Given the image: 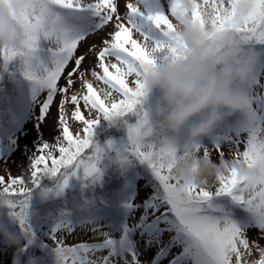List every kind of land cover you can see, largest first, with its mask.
I'll return each mask as SVG.
<instances>
[{"label":"snow or ice","instance_id":"obj_1","mask_svg":"<svg viewBox=\"0 0 264 264\" xmlns=\"http://www.w3.org/2000/svg\"><path fill=\"white\" fill-rule=\"evenodd\" d=\"M4 2L0 0V5ZM239 2L203 0L205 6L218 5L212 21L218 32L234 31L245 51L254 50L259 54L250 79L236 86L248 94V104L242 113L234 115V121L227 119L217 127L210 136V144L197 147L200 151L215 150L221 157L227 145L253 174L241 175L233 169L214 188L205 189L181 190L172 182L171 161L177 151L189 145L161 129L156 114L143 108L147 97L141 79L143 73L157 67L158 63L174 61L186 54V46L171 35L175 32L171 19L175 0H123V12L121 0H45L47 6L37 16L13 14L15 40L11 47L0 50L3 61L0 72L7 71L8 66L19 59L20 71L35 82L34 93L47 90L39 113L43 120L50 115L54 97L58 93L64 97L58 113L60 134L54 144L44 142L38 150L40 154L32 157L30 178L0 175V195L6 198L9 215L21 231L31 237L29 244L32 231L26 221L32 192L44 176L58 178V191L66 188L69 178L78 173H82L86 181L98 180V164L105 150L95 144L94 129L101 120H109L127 131L128 144L117 152L131 153L150 167L154 195L146 198L145 212L139 223L130 225L127 221L118 238L112 235V230L104 232L102 243L65 246L56 233L76 227L71 212L62 214L53 235L56 264H69V261L71 264H118L120 260L123 264H142L139 242L132 237L138 234L147 250L154 243H161L166 233L172 235L151 264H160L176 247H182V252L172 257L169 264H264V247L258 244L255 247L259 259H248L253 254L249 230L258 229L257 238L264 234V91H258L264 90V0H251L253 8L243 19H237L235 14ZM227 6H231V10ZM192 21L204 25L199 3ZM106 26H111V31H105L101 46L95 52L96 46L90 45L84 53L75 55L78 46L86 42L91 33L105 30ZM134 34L138 36L134 38ZM42 41L51 52L54 65L51 69L42 63L38 54ZM89 53L95 56L91 76L103 85L99 91L93 81L86 78L82 67ZM70 61L74 67L66 72ZM129 77L134 78L132 87ZM62 78L64 84L58 86ZM76 78H79L80 88H76ZM69 102L75 108L71 118L82 123L83 135L79 132L73 135L70 130L65 112V104ZM81 104L88 108L90 115H97L86 119ZM129 114L135 117L134 123L125 118ZM242 134H246L243 141ZM241 143H244L243 151H239ZM107 147L111 149L115 145L110 140ZM57 151L58 157L54 155ZM223 197L230 199L221 202ZM125 207L130 214L137 205L130 199ZM233 207L249 214L247 223L234 218ZM149 210L154 216L150 222ZM83 224L100 225L91 220ZM102 250H107L106 256L101 260L92 258Z\"/></svg>","mask_w":264,"mask_h":264},{"label":"clouds","instance_id":"obj_2","mask_svg":"<svg viewBox=\"0 0 264 264\" xmlns=\"http://www.w3.org/2000/svg\"><path fill=\"white\" fill-rule=\"evenodd\" d=\"M197 3L203 11V26L192 21ZM46 6L45 0H5L0 5V50L11 47L15 40L13 14L37 16ZM217 7L205 6L203 0H175L171 16L175 32L171 35L186 46V54L158 63L141 77L147 96L156 91L160 94L156 119L161 129L171 136L187 130L189 146L175 153L170 171L172 182L181 190L212 188L233 169L241 175L253 174L242 158L221 156L217 162L207 149L201 153L197 147L225 120L245 110L249 96L236 86L250 79L260 58L254 50H244L234 31L216 30L212 21ZM252 8L251 0H240L235 9L237 19L248 16ZM117 163L123 169L129 157L117 152ZM40 195L43 202L46 194ZM5 207L6 198L0 195V209ZM32 215L28 211L27 223ZM0 239L15 249L12 264H31L25 260L30 236L9 230L0 219Z\"/></svg>","mask_w":264,"mask_h":264},{"label":"rangeland","instance_id":"obj_3","mask_svg":"<svg viewBox=\"0 0 264 264\" xmlns=\"http://www.w3.org/2000/svg\"><path fill=\"white\" fill-rule=\"evenodd\" d=\"M134 2V0H133ZM121 12H123V0H121ZM114 24V22H113ZM105 31H111V26H106L105 30H97L96 32L91 33L87 38L86 42H82L80 46H78V52L75 55H79L80 53H84L86 50L89 49L90 45H95L96 48L93 49V52H95L101 45L100 41L101 38L104 36ZM138 34H134V38H136ZM41 47H43L46 50L45 58H44V65L48 67L49 69L53 68L54 65L52 64L51 59V52H49L48 44L46 42H41ZM2 55H0V64H2ZM95 62V56L92 53H89V58L86 62L83 63L82 67L83 70L86 72V78L88 80H92L94 83V87L97 88L99 91L100 87H103L102 83L96 82L94 78L91 76V70L92 65ZM113 62L114 59H113ZM74 67V63L72 61L69 62V65L66 68V72L71 70ZM99 71V69H97ZM111 70V69H110ZM14 71V70H12ZM114 71V70H112ZM3 72H0V81H2V75ZM133 77L128 78L129 86H134L132 81ZM64 84V79L62 78L60 81H58V86ZM11 87L8 86L7 89ZM4 86H2V89ZM30 96L29 100H26L24 107L21 109L20 117H19V123L16 125L13 132L6 136V138L1 142L0 144V175L7 176H17V175H24L26 179L30 178V162L34 155H39V148L42 146L44 142H48L49 144H54L56 141V136L60 134V128L58 126V113H59V106L61 104V101L63 100V94L58 93L54 97L53 104L50 106V115L45 119H41L40 117V107L42 106V102L46 100L47 97V90L41 89L38 93H34ZM76 88H80V81L79 78H76ZM23 89V86L21 87ZM25 90H27L25 88ZM5 90H0V99L3 100L4 93L1 94ZM8 91V90H7ZM29 91V90H27ZM75 91V89H73ZM258 91H264L259 90ZM71 94V93H69ZM114 96H118V94L113 93ZM159 92H153L152 94L148 95L146 97L147 101L151 105L150 108L145 109L146 111H152L153 109H156L157 101L159 98ZM101 99H103V96L101 95ZM10 100V99H9ZM14 100V99H13ZM75 110L74 106L69 102L65 104V112L67 113L69 120V127L70 130L73 132V135H76L78 132L83 135L82 132V123L79 121H75L71 118V113ZM81 111L84 113L85 118H92V116L97 115L95 113L89 114L88 108H85L83 104H81ZM126 118V117H125ZM127 117L126 119H128ZM135 122V119L134 121ZM119 124H113L109 120H101L96 128L94 129V142L95 144L98 143L100 147L104 146L108 141H113L115 137H109L112 132H110L111 128H119V131L123 127H118ZM125 129V128H124ZM183 142H187V130H183ZM107 138V139H106ZM246 139V134H242L241 140ZM203 143L205 145L211 143V137H205L203 140ZM244 150V143L240 144L239 151ZM223 151L225 153L224 157L226 159H232L235 157V150L230 149L229 146L225 145L223 148ZM202 153V150H201ZM211 157L215 161H219L220 156L217 154L215 150H210ZM90 154V153H89ZM131 157L132 155L128 153ZM57 157L59 156L58 151L54 153ZM104 156V155H103ZM102 156V157H103ZM133 159V157L131 158ZM105 162H102L100 160L98 167L103 165ZM125 172L127 173V176L129 177V182L132 183V193L127 194L126 191L121 194L116 195V199L120 202H124L125 205L129 202L130 199H133L134 205H137V207L129 214L128 209L125 207L119 208V211L123 214V222L118 223L116 220V214L113 213V209H108L106 213H102V215H98L92 219L91 221H94L100 225H92V224H82L83 221H87L85 219L81 220H75L74 221V228L72 231L67 230H61L60 232L56 233L57 238L64 241L65 246H74L77 245L79 242H85V241H103L105 239V236L103 235L104 232H111L113 231L112 235L115 237H119L122 226L128 221L130 225H134L140 222V217L144 215L145 209H144V202L146 198H149V196L153 193L152 190V182L147 179L146 176H144V170L143 167H141V164L137 162L136 159H133L131 161V165L129 169H126ZM53 178L51 177L50 180ZM56 182L59 183L58 178H55ZM55 182V181H54ZM95 184H98V180L93 181L91 178L89 180H84L82 173H78L76 176H71L69 178L68 186L64 188L62 191L57 190V184H55L52 187H55L52 190H49L50 186H46L47 184L45 182H41L38 188L35 189L34 192L31 194V198L36 199L38 202L41 201V193L46 194V196L56 192L60 193L59 196H56L52 202L49 204H46L44 206H41L42 214L47 215L48 217H51L53 222L48 219H46L45 223L42 225L44 229L47 228L50 235L46 234V232L38 231V234H41L40 237L43 241L50 242L48 239H53L54 235V229L56 227L54 215L57 212L65 213L67 212L66 204H63V207L61 204H59L63 199H68L73 196H71L70 191L72 189H75L77 191V186L82 185L86 188L96 187ZM76 187V188H75ZM72 188V189H71ZM214 188V186H213ZM70 189V190H69ZM80 190V188L78 189ZM152 192V193H151ZM61 196V197H60ZM60 197L59 199H57ZM48 198H45L46 200ZM57 199V200H56ZM230 198H220L221 202L228 201ZM0 211L5 214V217L9 215V209L5 207L4 209H0ZM75 213V212H73ZM71 213V215L73 214ZM233 213H235L233 211ZM156 215L158 214L155 213ZM154 216L152 215V210H149V222L151 219H153ZM241 223H247V219L240 220ZM259 232L258 229H252L249 230L248 236L250 237V244L253 246V254L251 257H248L249 260H257L259 259V252L256 250V245L258 244L261 247H264V234H261L260 238H257V233ZM172 233H166L161 239V243H154L151 248L145 250L144 249V241L141 240L139 235L133 236V239H136L138 243V247L141 251V256L139 259L141 260L142 264H151V262L155 259V254L160 249V247L164 244H167ZM146 239V238H145ZM182 252V247H176L172 249V251L168 254L167 257L163 258L160 262V264H169V261L177 255L178 253ZM16 254L15 249L12 247H8L6 244H0V264H9L13 260V256ZM107 255V250H102L97 252L92 258L101 260L103 256ZM129 260H131V256L128 257ZM37 262V261H36ZM35 262V263H36ZM71 262V261H70ZM34 263V264H35ZM37 264H48L46 261L38 262ZM118 264H123V261H118Z\"/></svg>","mask_w":264,"mask_h":264},{"label":"trees","instance_id":"obj_4","mask_svg":"<svg viewBox=\"0 0 264 264\" xmlns=\"http://www.w3.org/2000/svg\"><path fill=\"white\" fill-rule=\"evenodd\" d=\"M38 54L40 56V60L44 64L45 51L42 49ZM10 85L11 87L7 89V87ZM2 86H4L3 89ZM22 86L23 89H21ZM34 86L35 82L27 79L20 71L19 59L10 64L7 71H4V74L2 75V81H0V90H5L1 92V94L4 93V96L2 97L3 100L0 99V142L1 139L5 137L11 130L10 128H12L16 121H18L19 113L25 105L26 100H29L30 96L32 95ZM25 88L29 91L25 90ZM150 107L151 105L149 104L147 99L144 98V110ZM150 113L155 115L156 109H153L152 111H150ZM128 117V119H130V122L134 123L133 121L135 117L131 114H129ZM118 127H120V125ZM110 132L112 133L107 138H113L116 136V138L112 141L115 147L109 149L107 147L108 143L101 147L105 150L103 154L104 156L101 158V161L105 163L99 167L100 178L98 179V184H95L96 187L86 188L82 185H78L77 188L75 187L77 191L71 188L72 190L70 191V194L73 197L65 200L62 197V200L59 203L61 204V206L59 207H63V204H66L67 212H75L72 214L73 223L75 220H78L80 218L81 220L89 218L90 215H92L96 211V209L103 204H116V201H112V196L116 191L124 188L128 184V178L126 176L127 173L125 172V170L130 167L131 161L133 159H136L137 162L141 164L145 176L149 181H152V185L154 183V177L148 164L146 162H141L131 153L130 154L132 155L133 159H131L132 157L128 153H126V155H128L129 157V163L123 169L119 167L117 163V149L123 151L124 146L128 144L127 131L124 128H122L121 131H119V128H111ZM176 135L180 142H182V131L177 133ZM96 144L99 145L98 143ZM50 178L51 176H44L40 181V184L41 182H45L47 184L46 186H50L49 190H52L53 188L55 190V187L52 186L58 183L56 182L55 178L52 177V180H50ZM79 188L80 190H78ZM56 192L46 196V198L48 199L44 200L43 202H38L33 198H31L30 200L29 212L34 213V215L31 216L29 221L32 231V242L25 248L26 261L30 260L32 262L34 260H41L46 261L48 264H56L54 240L48 239L50 242L43 241L40 237L41 234L37 233V230H44L46 234L50 235L47 228L44 229L42 225L45 223L46 219H48V221L50 220L51 223L53 222V220L51 219V217L42 214L43 210H41V206L49 204L56 196L60 195L59 192ZM152 195H154V191L149 196V198ZM60 197H58L57 199H59ZM161 211H163V209H161ZM62 214L60 212H57L54 215V220L56 221L55 225L62 218ZM0 219H2L3 223L9 230L13 232H22L18 223L10 215L5 217V214L0 211ZM82 243H94V241L88 240ZM0 244H5L2 239H0ZM78 244H80V242ZM12 261L9 264H12ZM69 264H71L70 261Z\"/></svg>","mask_w":264,"mask_h":264}]
</instances>
